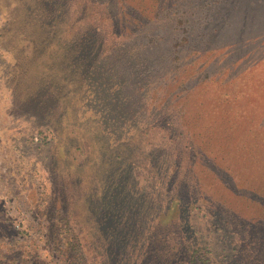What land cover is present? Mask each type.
<instances>
[{
  "label": "rangeland",
  "instance_id": "rangeland-1",
  "mask_svg": "<svg viewBox=\"0 0 264 264\" xmlns=\"http://www.w3.org/2000/svg\"><path fill=\"white\" fill-rule=\"evenodd\" d=\"M253 1L0 0V264H264Z\"/></svg>",
  "mask_w": 264,
  "mask_h": 264
},
{
  "label": "trees",
  "instance_id": "trees-1",
  "mask_svg": "<svg viewBox=\"0 0 264 264\" xmlns=\"http://www.w3.org/2000/svg\"><path fill=\"white\" fill-rule=\"evenodd\" d=\"M254 2V6H256V7H262V0H255V1H253ZM256 2V3H255ZM263 8V7H262ZM257 18H254V20H256ZM258 19H259V17H258ZM262 22H264V20L262 21ZM262 22H261V24H262Z\"/></svg>",
  "mask_w": 264,
  "mask_h": 264
}]
</instances>
